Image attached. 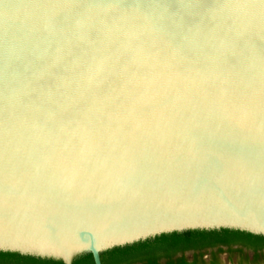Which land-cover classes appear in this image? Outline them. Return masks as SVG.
Segmentation results:
<instances>
[{
	"label": "water",
	"instance_id": "1",
	"mask_svg": "<svg viewBox=\"0 0 264 264\" xmlns=\"http://www.w3.org/2000/svg\"><path fill=\"white\" fill-rule=\"evenodd\" d=\"M226 229L264 235V0H0V253Z\"/></svg>",
	"mask_w": 264,
	"mask_h": 264
},
{
	"label": "trees",
	"instance_id": "2",
	"mask_svg": "<svg viewBox=\"0 0 264 264\" xmlns=\"http://www.w3.org/2000/svg\"><path fill=\"white\" fill-rule=\"evenodd\" d=\"M236 241L257 248L258 246H264V235L251 236L249 232L237 229L203 231L128 247L121 253L101 251L100 261L101 264H128L133 261H141L142 264H158V257L168 255L176 250L197 247L203 244ZM0 264L62 263L60 259L52 262L49 258H41L31 255H24L15 259L11 254L0 253ZM78 264H93L90 253L87 252Z\"/></svg>",
	"mask_w": 264,
	"mask_h": 264
},
{
	"label": "flooded vegetation",
	"instance_id": "3",
	"mask_svg": "<svg viewBox=\"0 0 264 264\" xmlns=\"http://www.w3.org/2000/svg\"><path fill=\"white\" fill-rule=\"evenodd\" d=\"M158 264H264V246L219 242L176 250L157 258ZM128 264H142L133 261Z\"/></svg>",
	"mask_w": 264,
	"mask_h": 264
},
{
	"label": "snow or ice",
	"instance_id": "4",
	"mask_svg": "<svg viewBox=\"0 0 264 264\" xmlns=\"http://www.w3.org/2000/svg\"><path fill=\"white\" fill-rule=\"evenodd\" d=\"M184 23L187 24V23H189V21L186 20Z\"/></svg>",
	"mask_w": 264,
	"mask_h": 264
}]
</instances>
